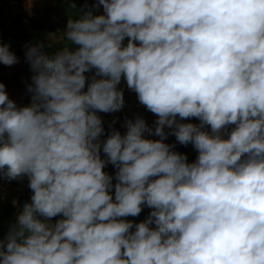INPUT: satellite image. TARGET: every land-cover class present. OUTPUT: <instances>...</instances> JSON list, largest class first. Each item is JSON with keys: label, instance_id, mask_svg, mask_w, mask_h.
<instances>
[{"label": "clouds", "instance_id": "clouds-1", "mask_svg": "<svg viewBox=\"0 0 264 264\" xmlns=\"http://www.w3.org/2000/svg\"><path fill=\"white\" fill-rule=\"evenodd\" d=\"M100 6L68 20L75 50L27 48L30 104L0 83V179L32 192L0 264H264V0ZM18 62L0 43V64ZM122 80L157 119L105 138Z\"/></svg>", "mask_w": 264, "mask_h": 264}, {"label": "trees", "instance_id": "trees-1", "mask_svg": "<svg viewBox=\"0 0 264 264\" xmlns=\"http://www.w3.org/2000/svg\"><path fill=\"white\" fill-rule=\"evenodd\" d=\"M76 2L79 5H85L88 7V9H91L93 11V14L96 15L98 8H93V5L97 3V0H76ZM0 6L2 8L8 7V2L6 1H0ZM23 19H26L31 29L36 31H46L50 33H61L64 34V30L67 25V17H65L60 10V7L55 3V5L52 4H36L33 6L30 10V12L26 13L24 12L20 15L14 16V18L7 22L6 19H4L0 15V29H6V27H15L19 24L23 23ZM28 35V34H27ZM24 34L21 36V41L19 42L18 48L15 52V55L18 57L19 62L16 63L12 73L9 76H3L1 73L5 71L6 65L0 64V82H4V84H8L12 81H20L18 82V85L27 90V86L31 84V77L34 75L33 72L28 75V73L31 71L30 65L26 62L25 54L27 51V48L33 44H37L38 42L35 40H32L31 36H27ZM126 43V41H125ZM67 46V40L63 39L62 42L57 43L54 45L48 44L46 46V51L50 55H54L56 51H59L60 49ZM74 45L73 47H75ZM90 78L93 75V73L86 74ZM87 87V85H86ZM124 91V99L125 104L127 103L130 90L126 86L120 87ZM86 91V88H85ZM30 94V93H29ZM99 116H101L103 122H104V128H105V138L107 134L115 128L116 130L120 131L121 134L126 132V128L124 126L125 121L127 119L134 120L137 116L143 117L147 124L149 126L154 127V122L157 119V117L148 111L143 105L138 108V110H135L134 108H127L122 109L115 113H98ZM166 131L170 132V129H166ZM147 136V134H146ZM147 138L150 139H159L158 136H148ZM169 144H174L175 151L184 153L188 157V162H194L198 156V152L194 149V147L191 144H188L187 146L179 144L175 136L169 135L167 140L165 141ZM103 156V154H102ZM106 172L109 174L114 175L115 169L112 165H108L105 169ZM4 181L11 186L22 188V192L19 195L18 203L19 205L23 206L25 202H30V197L32 195L31 190L28 187V179L27 177H24L19 180H13V181H7L4 179H0V181ZM17 209V205L9 200H4L0 204V221L9 219L15 214V211ZM60 217L53 218V222H55L56 219H59Z\"/></svg>", "mask_w": 264, "mask_h": 264}, {"label": "rangeland", "instance_id": "rangeland-1", "mask_svg": "<svg viewBox=\"0 0 264 264\" xmlns=\"http://www.w3.org/2000/svg\"><path fill=\"white\" fill-rule=\"evenodd\" d=\"M0 1L8 2V7L2 8L0 6V15L4 19H6L7 22L11 21L14 18V16L20 15L21 13L23 15L24 12L28 13L31 10V8H29L28 11H26L24 9L23 5H25V4L23 3L22 0H0ZM99 14H103L102 6H100L97 9L96 15H99ZM23 26L24 25L22 23L20 26L18 25L15 29H13L12 27H9V28L6 27V29L4 28L2 30L0 29V43L10 45V50L12 52H15L17 49H19L18 48V45L20 42L19 38H21V36L26 34V33H24L25 28ZM32 32H34L32 35H27V34L26 35L31 36L32 40H35L38 43H42L44 45V51H46L45 48L48 44L55 46V44L62 42V41L58 42L56 39V35H58V34L60 35L61 33H52L51 34L50 32H46V31H42V32L32 31ZM64 39H65V37H64ZM68 43L69 42L67 41V47H71L72 44H68ZM15 65L7 66L5 71L2 72L1 74L3 76H9L12 73ZM31 72L32 71H30L28 73V75H30ZM18 82H20V81H17V82L12 81L8 84H4V82H3V84L5 85V88H6V91L8 93L9 98L12 99L13 101H15L18 107H22V106H26V105L31 103V94L27 93V91L25 89L21 88L18 85ZM0 83H2V82H0ZM122 86H123V83L121 82L119 87H122ZM135 97H136V94H135ZM135 103L139 104V102H135ZM129 104L130 103H129V99H128L127 103L125 104L123 109L130 108ZM131 108L138 110V108H140V107H137V108L131 107ZM21 192H22V188L10 187L8 189V192H7L8 196L5 200L15 202V204L17 205V209H19L22 207L18 203L19 195L21 194ZM0 201H2V200H0Z\"/></svg>", "mask_w": 264, "mask_h": 264}, {"label": "crops", "instance_id": "crops-1", "mask_svg": "<svg viewBox=\"0 0 264 264\" xmlns=\"http://www.w3.org/2000/svg\"><path fill=\"white\" fill-rule=\"evenodd\" d=\"M23 3L25 5H23L24 9L26 11H28L29 8H32L33 6H35L36 4L40 5V4H52V5H55V3L60 7V10H61V13L67 17V22L70 18H76L77 16L79 15H83V13L85 11H88V7L85 6V5H79L76 0H22ZM21 24H19L20 26ZM23 27L25 28V32L26 34L28 35H32L34 32L32 31H36V30H33L31 29V27L29 26L28 22L26 19H23ZM17 26L15 27H12L13 29H15ZM9 28V27H7ZM39 32H42V31H39ZM52 34V33H51ZM65 35L63 34H58L56 35V39L57 41H63ZM21 38H19V41ZM66 39V38H65ZM74 45H72L71 47H69L71 50H75V48H77L78 46H75L73 47ZM123 83V86H126V81H121ZM129 105L130 107H141V104H138V103H135V102H138V99H137V96L135 97V93L133 91L130 90V93H129ZM137 104V105H136ZM184 122H191V123H195V124H199V120L193 118L191 120H186ZM210 131V128L207 129ZM3 202L0 201V204ZM15 203V202H13ZM22 208V207H21ZM20 208L19 209H16L15 211V214L10 217L9 219H6V220H3V221H0V238H3L7 231L9 230V227L11 224H13L16 220V217H17V214L19 212ZM151 209L145 207L142 212L140 213L139 216L137 217H128L127 219L129 220H132L134 221L135 223H139L141 221H143L150 213Z\"/></svg>", "mask_w": 264, "mask_h": 264}, {"label": "built area", "instance_id": "built-area-1", "mask_svg": "<svg viewBox=\"0 0 264 264\" xmlns=\"http://www.w3.org/2000/svg\"><path fill=\"white\" fill-rule=\"evenodd\" d=\"M10 187H13V188H17V187H14V186H11L10 184L4 182V181H0V200H5L8 196V189Z\"/></svg>", "mask_w": 264, "mask_h": 264}]
</instances>
